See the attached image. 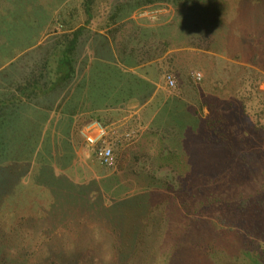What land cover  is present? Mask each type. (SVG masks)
Instances as JSON below:
<instances>
[{
    "label": "trees",
    "instance_id": "16d2710c",
    "mask_svg": "<svg viewBox=\"0 0 264 264\" xmlns=\"http://www.w3.org/2000/svg\"><path fill=\"white\" fill-rule=\"evenodd\" d=\"M70 1L75 2V0H69V3ZM78 1V5L74 6L72 10H84L86 13V9L90 10L96 0ZM225 1L143 0L140 2L138 0H123L115 4L117 9H166L175 11L179 15L188 14L204 17L199 19L201 22H207V26L203 31H200L203 34L199 35V32L197 33V24L188 25L189 27L185 31L186 40H192V45L199 44L204 50L212 49V51H216L223 56L224 59L218 63L220 65L219 70H216V67L213 66L214 71L208 77L207 75L203 77L201 71L197 70L201 74V80L199 84L194 86L195 90L193 91L197 93L200 91L203 94V102L199 104L198 108L190 104L191 101L189 100L176 99L174 103L177 101L178 106L182 102L187 103L186 108L193 111L181 115V119L175 120L174 113H177L178 110L170 109L169 114L172 112L174 116L164 122L167 126V128L166 126L164 128L165 134L155 136L154 130H149L148 135L136 144L131 161L125 170L117 164L112 168H108L97 162L101 167L102 177L100 180H93L90 183V185L97 187V191L93 197L86 196V200L93 202L86 204L91 208L86 211L89 212V216H92L91 219L96 218L101 222V227L97 224L94 225H97L111 238L113 257L109 264L176 263L177 256L170 253V249H168L169 237L167 231L170 228L174 231L179 229V234L184 232L186 228L185 233L187 235L200 231V228L201 230L206 229L208 232L218 231V235H223L229 241L237 256L233 260H226L225 264H264V183L258 185L255 193L238 194L229 201L220 198L209 199L207 202H198V204L191 201V199L195 201L197 197V194L194 193L195 189L198 192L200 190L196 186L197 182L201 181V177L204 174L212 175L216 173L215 171L211 173L209 171L205 172V170H202L201 173L198 171L200 167L197 164L196 155L192 154L194 150L193 140L202 143L198 150L199 154H203L202 147L208 151L212 147L210 152L219 150L227 156L226 162L218 161L217 168L220 171L224 170V167H231L229 160L233 158L237 160L236 165L243 167V171L246 169H249V171L262 170L261 167H263V165L254 166L253 160L256 157L263 158L262 154L264 153V91L259 89V84L264 82V40L259 41V38L264 36V0H240L241 3L235 2V10L237 11L228 10L232 13V22L229 28L219 22L217 15L218 12L226 13L222 8ZM231 7L232 3L229 5V8ZM244 10H247L249 14ZM80 29L74 30L73 36L70 38L63 34L55 43L58 47L53 51L52 56L58 59L57 72L59 74L65 72L67 75L64 76V79L69 77V71L73 69L72 59L78 35L81 32ZM196 35L197 40L194 39ZM214 35H217V41L213 40L212 36ZM162 42L167 46L164 39H161V41L158 39L153 40L150 46L153 54L163 52L164 45H161ZM261 44H263L262 48L260 47ZM202 107L208 109V113L204 118L201 116ZM231 107H233V117L234 114H238V117L243 118L246 128L254 134L252 137L255 139H251L252 142L250 140L246 141L244 147L238 140L234 141L229 135L231 120L226 111ZM13 114L8 113L9 116ZM234 120L235 117L232 121ZM175 127L186 130L188 139L185 142L172 139L166 142L168 131L174 130ZM194 127L197 128V132H190ZM131 135L129 139L124 140L125 144L136 140L135 135L133 133ZM1 139L0 137V147L3 150ZM242 147L244 151L241 150ZM14 160L16 162H11L6 167L0 166V177L5 174L4 169L8 168L13 177L10 183H12L11 187L14 186L15 193V189L19 187L18 179L24 175V167L17 162V158H14ZM24 166L28 170L30 164L26 163ZM39 171L42 173L51 172L52 177L57 178L50 164H38L36 172ZM125 171H131V174H126ZM193 171L194 174L188 175ZM65 184L77 187L74 190V199L75 196L76 199L73 201L72 198L73 203H70L73 205L70 207L64 206L63 211L66 215L59 212L61 215L59 214L58 218L53 216V222L48 220L47 215L45 217L38 215L33 218L26 215L19 218L18 222H25L29 219L31 225L40 219L45 220L46 224L43 230L45 231L44 236L36 243L37 246L41 245L42 254L36 262H32L26 256L21 255V258L25 260L23 263L65 264L71 262V264H101L98 256L101 244L97 243L95 253L92 254L89 251L93 242L91 238H86V236L91 235L86 234L87 223L84 219V211L82 206L77 204V197L79 198V196L85 194L87 189L84 190L82 186L74 184L70 179ZM122 185H126L124 190H122ZM128 185H132L136 189L140 188L137 186L140 185L144 193L135 194V191L132 192L133 189ZM87 187L90 186L86 185ZM101 190L109 191L114 197L128 191L131 194L122 198L118 197L109 206ZM98 201L102 203L101 207H97ZM129 206H133L135 212L123 220V215H118V218H115V224L109 220L111 217L110 212L100 211L118 207L121 209L117 212L124 213V207ZM191 206L193 210L190 211ZM180 207L186 208L184 214L181 213ZM158 209H161V214L165 213L164 221L168 220L169 216L173 218L169 224H165L166 226L163 223H158L156 216H152ZM96 210L99 215H103L107 220H100L95 214ZM195 225H197V228L194 229ZM59 226L66 232L65 237L68 240H76L82 244V246H79L78 243L75 245L74 250L77 251L74 252V255L65 256L64 251H67V249L64 246L63 249H59L57 244L53 246L52 239L55 238H50L49 235L46 238V232L54 231L55 233L56 229L60 228ZM189 229L193 230L188 231ZM0 234L4 238H8L9 235L5 232ZM27 236L25 235V237ZM15 240L17 242L18 238L15 237ZM144 251H148L146 256L140 254ZM15 253H12V255H15ZM160 257L161 261L157 263V259ZM22 259L17 260V262L22 264Z\"/></svg>",
    "mask_w": 264,
    "mask_h": 264
},
{
    "label": "crops",
    "instance_id": "0c3cea01",
    "mask_svg": "<svg viewBox=\"0 0 264 264\" xmlns=\"http://www.w3.org/2000/svg\"><path fill=\"white\" fill-rule=\"evenodd\" d=\"M44 1L20 2L9 13V21L16 19L17 24L0 26V137L6 144L15 140L22 146L20 152L24 150L22 155L28 152L32 157L37 145L66 143V157L54 167L66 166L75 153H82L85 162L91 159L98 167L94 179L101 177L93 148L80 134L95 121L135 135L136 140L127 144L122 140L115 148L116 164L125 170L136 144L149 130L155 136L165 134V121L158 118L169 113L176 99L189 100L196 108L203 102V94L193 91L200 81L192 77V72L201 69L197 64L203 56L216 57V65L224 59L212 49L192 45V40H186V30L181 31L183 22L197 24V33L202 35L207 22L199 19L204 17L166 9L101 7L97 0L86 13L65 9L69 0H52L45 4L49 9L45 13ZM38 16L46 17L43 26L36 24ZM77 28L81 32L73 69L64 79L67 75L57 72L58 59L52 56L58 47L55 43L63 34L72 37ZM31 32L38 36L30 38ZM212 37L218 40L217 35ZM156 39L166 41L161 54L150 50ZM167 74L173 76L174 87L166 84ZM207 113V107H202V118ZM14 129L19 138L12 136Z\"/></svg>",
    "mask_w": 264,
    "mask_h": 264
},
{
    "label": "rangeland",
    "instance_id": "374dc122",
    "mask_svg": "<svg viewBox=\"0 0 264 264\" xmlns=\"http://www.w3.org/2000/svg\"><path fill=\"white\" fill-rule=\"evenodd\" d=\"M98 5L101 7H108L113 6L117 4L119 1L123 0H97ZM143 1V0H138ZM22 0H0V26L7 25H15L17 24L16 19H13L9 21L10 12H15L14 9L16 8L17 4L20 3ZM52 0H45L42 5L44 8H42L47 13L49 9H47V6L45 4L51 3ZM78 0H75V2H70L67 5H64L65 9H72L74 6L76 7L78 5ZM235 2H240V0H231V1H225L222 4L223 10L226 11V13H220L218 12V18L219 22L224 24L226 27L229 28L231 22H232V12H236L235 10ZM163 3V2H162ZM232 3V7L229 8V5ZM243 6V5H242ZM155 10V9H153ZM230 10V11H228ZM246 13H248L247 10H244ZM249 14V13H248ZM46 17L38 16L36 19L37 25L40 27L43 26L42 23H44V20ZM35 21V22H36ZM183 24V29L181 30L182 33L189 27L185 22ZM3 26V27H4ZM0 28V31L3 29ZM224 33V32H223ZM31 36H38L35 34V32L30 33ZM264 40V36H261L259 38V41ZM258 41V42H259ZM263 42V41H262ZM263 44L260 45L262 48ZM220 56V54H219ZM213 56H207L204 55L202 58V63L197 64L201 67L199 71H201L202 76L210 75L214 70V67L217 63L216 57ZM223 57V56H222ZM221 58V57H220ZM198 60V58H194ZM216 67V70H219L220 65L218 64ZM194 71V70H192ZM196 71V70H195ZM194 71V72H195ZM206 71V72H205ZM193 73V72H192ZM205 73V74H204ZM199 84V83H198ZM259 89L261 91H264V82L259 84ZM187 103H181L178 106L177 101L175 104L171 105L170 108H174L175 110H178L175 114V120L178 118L181 119V115H185L186 113L193 111L188 110L186 108ZM232 109L233 107L229 108L226 113L228 114L231 122L229 123L230 127V137L233 138L234 141H239L243 147L246 145V141L251 139H255L252 137L254 135L248 128H246V124L244 125L243 118L238 117V114H234L235 120L232 115ZM234 112V110H233ZM172 114H166L163 117H159L158 119H162L164 121L168 120L169 118L173 117ZM171 120V119H170ZM192 133L197 132V128L194 127L190 130ZM248 132V133H246ZM186 130L182 129L180 130V127L174 130L168 131V137L166 138V142L168 140H177L181 142H185L188 139V135L186 134ZM12 136L14 139L19 138L20 134L17 129H14L11 131ZM195 139V138H192ZM162 142H165L161 140ZM18 142V141H17ZM64 142V141H63ZM171 142V141H170ZM21 143V142H20ZM49 141V144L37 145V153L32 157V155L23 154L24 152L21 151V144H17L15 140H12L8 144L3 143L1 144L2 148L0 147V166L6 167V165H9L11 162H16L14 158H17V162L21 164L23 168L24 175L18 179V185L19 187L15 189L14 193V186L11 187L10 181L13 178L10 171L7 169H4L5 174L0 177V233H9L8 238H4L2 234H0V264H19L17 260L22 259L21 255L26 256L30 261L36 262L38 260V257L42 254V247L41 245L37 246L36 243L38 240L41 239V237L44 236L43 231L45 229V220H37L36 223H33L32 225L29 222V219L25 222H18L19 218L21 216H31V218L35 216H41L45 217L46 215L49 217V221H54L53 216L58 218L57 216H60L61 212L63 215H66V213L63 211L64 206L70 207L73 204L74 199V190L77 189V187L70 184H65L68 179H70L74 184L78 186H82L84 190H86L85 194H82L77 197V204H80L79 206H82L83 215L85 216L84 219L86 220V234L91 236H86L92 239L93 245L91 246V249L89 248V251L91 253H95V249L97 247V243L101 244V249L98 251V256L101 261V264H109L112 260L113 254L111 251V238H109L107 233H104L100 225V221H98L96 218H92V216H89V212L86 210H90L86 204H90L93 202H89L86 200V196H95V193L97 191V187L95 185H90L93 180H100V178L94 179V175H97L96 169L98 167H95L92 163L91 159L84 161L85 157L82 153H75L73 160L68 163L66 166L62 167H54L57 162H61V157H66L65 152H67V145L66 143L58 144L53 143ZM194 145V150L192 151V154L196 155L197 164L199 165L200 169L198 171L205 170V172L211 173L212 171H215V174H204L203 177H201V181L197 182V189H200L199 192L195 189L194 193L197 194V197L195 201L191 199L194 204H198V202H207L209 199H216L220 198L226 201H229L233 199L238 194L246 195L248 193H255V191L258 188L259 184L264 183V153L263 158L256 157L253 162L254 166L257 165H263L261 167L262 170L254 169L249 171V169H246L243 171L242 166L236 165V159H230L229 163L231 167L226 168L224 167V170L220 171L217 168L218 161L219 162H226L227 156H225L221 151L217 150L215 152H210L212 150V147L208 150L204 149L202 147L203 154H199L198 150L201 146V142L193 140L192 141ZM237 143V142H236ZM251 144V143H249ZM70 146V143H69ZM211 146V145H210ZM243 150L244 151V149ZM50 149L52 151H50ZM19 151V153L15 151ZM250 150V149H248ZM50 153H53L50 157ZM65 153V154H64ZM62 154V155H61ZM52 157V158H51ZM55 157L56 159H54ZM63 158V160H65ZM36 159V160H33ZM65 162V161H64ZM63 162V163H64ZM26 163L30 164L28 170L27 167L24 166ZM45 164V165H51L54 170V175L57 176L55 179L52 177L51 172H44L41 171L36 172L38 164ZM12 166V165H11ZM237 166V167H236ZM218 170V171H217ZM126 174H131V171H125ZM228 172V173H227ZM1 174V173H0ZM194 174V171L192 173H188V175ZM123 179V178H122ZM130 181L132 179L129 178ZM110 181V180H109ZM201 183V184H200ZM86 185H89L90 187L86 188ZM132 192L137 194L139 192L143 191V188H141L140 185H137L138 189L134 188L132 185H128ZM136 186V185H135ZM200 186V188H199ZM122 190L125 189L126 185H122ZM115 189V187H113ZM102 193L105 195V201L108 202L107 204L110 206V204L118 197H125L131 194L130 191L123 192L118 196H112V193L109 191L101 190ZM116 191V190H115ZM14 193V194H13ZM144 193V192H142ZM119 194V193H118ZM116 195V194H114ZM90 197V198H91ZM73 198V201H72ZM110 200V201H109ZM189 200V199H188ZM92 205V204H91ZM181 205V204H180ZM102 203L97 202V207H101ZM193 206V205H192ZM192 206L190 207V211L193 210ZM114 207V206H113ZM181 208V213H185L186 208ZM121 208H113L110 210H100L103 212H110L109 214L111 217L109 220H111L115 224V218H118V215H123L122 220L129 217L131 213H134L135 210L133 206L124 207V213H118L117 211ZM161 209L156 210V213L152 216H156L158 219V223H163L164 226L170 223V220L172 221V217L169 216L168 220L164 221L165 213H160ZM60 214V215H59ZM97 217L100 220L106 221L107 219L103 215H99V213L95 212ZM99 215V216H98ZM152 217V219H153ZM65 220V219H63ZM66 221V220H65ZM97 224V225H94ZM166 224V225H165ZM33 227V228H31ZM60 227V226H59ZM58 227V228H59ZM32 230H31V229ZM197 228V225H195L194 229ZM193 229H189L188 231H192ZM217 231V230H216ZM168 249H170V253H172L174 256H177L176 263L174 264H225L226 260H233L236 258V254L232 250L229 241L226 240V238L223 235H218L217 232H208V230L204 229L198 232H195L192 235H187L186 228L184 229V232L179 234V229H169L168 231ZM65 231L60 227L59 229H56L55 233L54 231L46 232V238L48 235L52 239L53 246L57 244L59 246V249H63V246L67 249L64 253L65 256H71L74 255L75 251L74 247L78 243L79 246H82L81 243L74 240H68L67 237H65ZM25 235H28L25 237ZM15 237L18 238L17 242L15 240ZM12 239V240H10ZM168 243V242H167ZM62 244V246H61ZM43 245V244H42ZM57 248V249H58ZM15 252H18L17 254ZM148 251L141 252V255L146 256ZM12 253H15V255H12ZM28 260V261H29ZM25 260L22 259V264ZM161 261V257L157 259V263ZM223 262V263H222ZM40 264V262H38ZM65 264H71V262L65 263ZM156 264V263H154Z\"/></svg>",
    "mask_w": 264,
    "mask_h": 264
},
{
    "label": "built area",
    "instance_id": "2783aa9c",
    "mask_svg": "<svg viewBox=\"0 0 264 264\" xmlns=\"http://www.w3.org/2000/svg\"><path fill=\"white\" fill-rule=\"evenodd\" d=\"M195 81L201 80V74L197 71L192 73ZM166 84L169 87L175 86V80L172 75L165 77ZM84 142L93 148L95 159L100 165L112 168L116 164L114 149L122 141L129 139L132 133L120 132L114 125H104L101 122H91L80 130Z\"/></svg>",
    "mask_w": 264,
    "mask_h": 264
}]
</instances>
